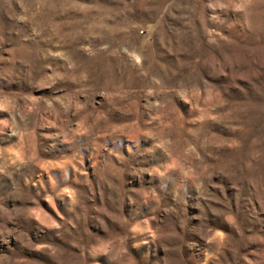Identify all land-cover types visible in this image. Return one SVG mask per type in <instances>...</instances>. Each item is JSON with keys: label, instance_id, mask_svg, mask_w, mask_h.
<instances>
[{"label": "rangeland", "instance_id": "374dc122", "mask_svg": "<svg viewBox=\"0 0 264 264\" xmlns=\"http://www.w3.org/2000/svg\"><path fill=\"white\" fill-rule=\"evenodd\" d=\"M0 264H264V0H0Z\"/></svg>", "mask_w": 264, "mask_h": 264}]
</instances>
